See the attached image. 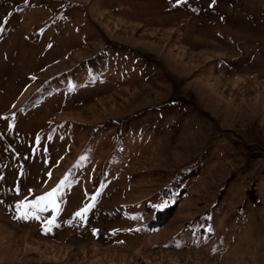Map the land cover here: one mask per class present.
Here are the masks:
<instances>
[{
    "label": "rangeland",
    "instance_id": "1",
    "mask_svg": "<svg viewBox=\"0 0 264 264\" xmlns=\"http://www.w3.org/2000/svg\"><path fill=\"white\" fill-rule=\"evenodd\" d=\"M0 29V264H264V0H0Z\"/></svg>",
    "mask_w": 264,
    "mask_h": 264
},
{
    "label": "snow or ice",
    "instance_id": "2",
    "mask_svg": "<svg viewBox=\"0 0 264 264\" xmlns=\"http://www.w3.org/2000/svg\"><path fill=\"white\" fill-rule=\"evenodd\" d=\"M3 29H0V31H2ZM67 179V177L65 178ZM64 181H61V185H58L57 188H54L52 191L39 196L36 198L35 201L31 202V204H25L24 202H21V206L24 208H28V207H37L40 208L41 211L47 209L49 206H51L54 210V212H59V207L56 205V194L59 190V188L63 185ZM93 199H95V197H93ZM93 207V205L88 204L85 205L83 208H81L79 211H77L74 216L75 217H79L81 219L85 218L88 211ZM21 218H28L27 212H25ZM37 219H39V217H36ZM55 223V216H53L52 219L47 221L48 225H52ZM48 231H50L51 229L48 228Z\"/></svg>",
    "mask_w": 264,
    "mask_h": 264
}]
</instances>
